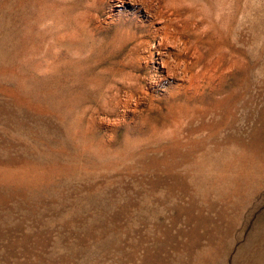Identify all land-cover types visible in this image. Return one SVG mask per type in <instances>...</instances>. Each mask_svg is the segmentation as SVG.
Listing matches in <instances>:
<instances>
[{
  "label": "rangeland",
  "instance_id": "rangeland-1",
  "mask_svg": "<svg viewBox=\"0 0 264 264\" xmlns=\"http://www.w3.org/2000/svg\"><path fill=\"white\" fill-rule=\"evenodd\" d=\"M0 264H264V0H0Z\"/></svg>",
  "mask_w": 264,
  "mask_h": 264
}]
</instances>
